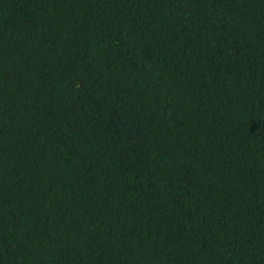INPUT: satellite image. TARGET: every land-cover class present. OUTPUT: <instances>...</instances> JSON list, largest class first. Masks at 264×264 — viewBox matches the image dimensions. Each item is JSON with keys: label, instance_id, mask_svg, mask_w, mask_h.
<instances>
[{"label": "trees", "instance_id": "16d2710c", "mask_svg": "<svg viewBox=\"0 0 264 264\" xmlns=\"http://www.w3.org/2000/svg\"><path fill=\"white\" fill-rule=\"evenodd\" d=\"M0 264H264V0H0Z\"/></svg>", "mask_w": 264, "mask_h": 264}]
</instances>
